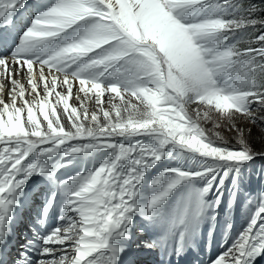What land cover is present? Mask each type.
Instances as JSON below:
<instances>
[{"label": "snow or ice", "instance_id": "1", "mask_svg": "<svg viewBox=\"0 0 264 264\" xmlns=\"http://www.w3.org/2000/svg\"><path fill=\"white\" fill-rule=\"evenodd\" d=\"M29 3L0 0V29ZM32 7L0 54V264L17 211L37 194L36 224L57 222L44 234L33 228L23 264H123L137 230L145 249L179 257L218 227L226 247L209 264L264 257V190L249 194L245 225L232 233L246 170L264 160V8L253 0ZM76 161L81 170L57 175Z\"/></svg>", "mask_w": 264, "mask_h": 264}, {"label": "rangeland", "instance_id": "2", "mask_svg": "<svg viewBox=\"0 0 264 264\" xmlns=\"http://www.w3.org/2000/svg\"><path fill=\"white\" fill-rule=\"evenodd\" d=\"M255 1V0H254ZM257 1H262V2H264V0H257ZM72 103L73 104H76L77 103V101L75 100V99H73V101H72ZM89 109H90V111L92 110V104L91 103H89ZM205 127H207V128H212V124L209 122V123H207L206 125H205ZM217 131H220V132H222V134H224L225 136H227V137H231V133H229V132H227L226 131V129H224V128H220V129H217ZM257 147H259V145H257ZM90 166V165H89ZM246 172H247V175H250V176H252V175H255V180L253 181V183H258V182H256L257 181V179H259L261 176L264 178V176H263V174H264V160H257L256 162H255V164L254 165H252L248 170H246ZM256 173V174H255ZM246 174V173H245ZM246 180V179H245ZM244 180V186H247V185H250V184H247V181H245ZM251 186H253V184L251 185ZM260 188V190H258V191H254L253 190V194L255 195V194H258L259 192H261V189H263V187H259ZM251 191V190H250ZM246 190L245 191H242V194H241V197H240V199H241V204H240V209L242 210V209H244V206H243V204H245L246 206H247V200L250 198L249 197V194L250 193H247L246 194ZM245 194V195H244ZM252 196V195H251ZM254 197V196H253ZM243 203V204H242ZM241 212V211H240ZM239 213V212H238ZM232 224L233 225H237V226H239L240 227V223L236 220V219H234L233 221H232ZM215 239L218 241V244H220V243H224L225 242V237L222 235V234H218L216 237H215ZM187 253H190V251H187ZM211 254H213V250L211 249V250H209V251H207V252H205V255H207V256H209L210 257V255ZM263 260H264V258H262L261 259V261H256V264H260V262L261 263H263Z\"/></svg>", "mask_w": 264, "mask_h": 264}, {"label": "bare ground", "instance_id": "3", "mask_svg": "<svg viewBox=\"0 0 264 264\" xmlns=\"http://www.w3.org/2000/svg\"><path fill=\"white\" fill-rule=\"evenodd\" d=\"M74 93H75V89H74ZM72 101H73V100H72ZM72 101H70V103H72ZM255 174H256V173H255ZM263 175H264V174H263ZM245 179H247V183L249 182L250 179H251L252 181H254V180H255V175L250 176V175H246V174H245ZM245 181H246V180H245ZM253 184H254V183H253ZM251 187H253L254 191H258V190H260L258 187H254V186H251V185H247V186H244V187H243L242 191H245V190L249 191L248 189L251 188ZM29 198H35V196H30ZM233 226H235L236 228H238V231H239V226H237V225H233ZM223 232H224V231H222V233H220V234H222V235L225 237V234H224ZM146 236H147L146 234H142V235H140V240H139V242L142 243L146 238H148V237H146ZM145 237H146V238H145ZM229 243H230V241H229ZM225 247H226L225 242H224V243L217 244V245H215L214 247H212L213 254L210 255V259L215 258L219 253H221V252L225 249ZM188 251H190V250H188ZM186 253H187V252H186ZM8 254H9V247H6V248L3 250V255H2V256L6 257V255H8ZM188 254H192V253L190 252V253H188ZM262 258H264V257H260V258H258L257 261H261ZM260 264H264V262H263V263L260 262Z\"/></svg>", "mask_w": 264, "mask_h": 264}, {"label": "trees", "instance_id": "4", "mask_svg": "<svg viewBox=\"0 0 264 264\" xmlns=\"http://www.w3.org/2000/svg\"><path fill=\"white\" fill-rule=\"evenodd\" d=\"M245 2H247V0H245ZM253 2H255L258 6H260L261 8H264V2L262 1H257V0H253ZM258 15H264V13H258Z\"/></svg>", "mask_w": 264, "mask_h": 264}]
</instances>
